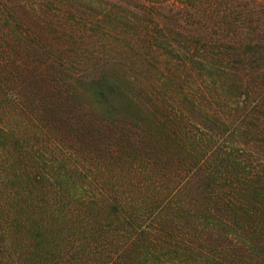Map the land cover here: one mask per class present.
Instances as JSON below:
<instances>
[{"label": "rangeland", "instance_id": "obj_1", "mask_svg": "<svg viewBox=\"0 0 264 264\" xmlns=\"http://www.w3.org/2000/svg\"><path fill=\"white\" fill-rule=\"evenodd\" d=\"M0 264H264V0H0Z\"/></svg>", "mask_w": 264, "mask_h": 264}, {"label": "trees", "instance_id": "obj_2", "mask_svg": "<svg viewBox=\"0 0 264 264\" xmlns=\"http://www.w3.org/2000/svg\"><path fill=\"white\" fill-rule=\"evenodd\" d=\"M215 48L217 49V50H220V49H224L223 47L224 46H226V43H224L223 45L222 44H220V43H215ZM250 45H252V44H250ZM250 48H252V47H250ZM219 52V53H218ZM224 53V52H223ZM220 54H222L220 51H217V53H215V57L217 56V57H220ZM225 54V53H224ZM229 54H227V56H225L226 57V59H228V60H225V59H223L224 61H222L223 63V67H221V70H222V72L223 71H225V69H229V68H232L233 66V63H232V61H235V59H233V58H231V60H229L230 59V56H228ZM215 61H218V60H215ZM225 61L229 64V65H231V67L230 66H228L226 63H225ZM237 61V60H236ZM243 63V62H242ZM257 64V63H256ZM250 74V73H249ZM108 77V76H107ZM106 77V78H107ZM102 85V83L99 81V82H97V87L99 88L100 86ZM230 87H231V85H235V83H230V84H228ZM234 87V86H233ZM247 88V87H246ZM122 95L124 96L125 95V100H127V101H129V103H130V101L132 100L130 97H129V95L127 94V93H122ZM131 96H133L132 94H130ZM66 112H68L67 110H66ZM68 114V113H67ZM67 121L69 122V126L72 128V130H73V127L74 128H79V127H85V126H83V123L81 122V121H79V120H77V119H75L74 117H73V115H68L67 116ZM64 122H66V121H64ZM211 176H203V178H202V182H206L209 178H210ZM248 212L249 213H251L250 212V210H248ZM252 214V213H251Z\"/></svg>", "mask_w": 264, "mask_h": 264}]
</instances>
